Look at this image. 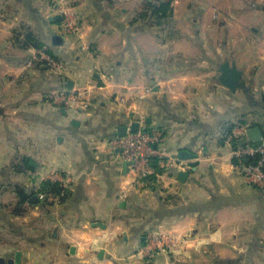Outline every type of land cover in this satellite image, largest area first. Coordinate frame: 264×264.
<instances>
[{
	"label": "crops",
	"instance_id": "0c3cea01",
	"mask_svg": "<svg viewBox=\"0 0 264 264\" xmlns=\"http://www.w3.org/2000/svg\"><path fill=\"white\" fill-rule=\"evenodd\" d=\"M71 1L79 35L60 32L57 0H0V264H264V187L224 139L248 119L264 137V0H181L159 22L142 0ZM223 64L236 87L219 83ZM63 88L88 108L50 102ZM142 118L168 154L194 157L133 185L109 141ZM61 177L66 194L42 198ZM153 233L179 242L143 261Z\"/></svg>",
	"mask_w": 264,
	"mask_h": 264
},
{
	"label": "built area",
	"instance_id": "2783aa9c",
	"mask_svg": "<svg viewBox=\"0 0 264 264\" xmlns=\"http://www.w3.org/2000/svg\"><path fill=\"white\" fill-rule=\"evenodd\" d=\"M130 1V0H123ZM181 0H170L171 5L179 3ZM71 0H57V10L61 15L60 32L64 35H79L82 31V24L77 12L71 5ZM40 57L45 64L58 69L60 64L45 52H40ZM84 89H60L50 95V102L58 106L71 107L78 103L82 108H88L90 102L86 98ZM117 103H122V99L117 97ZM143 118L138 120L139 125L143 124ZM131 122L125 126L126 132L123 136L116 135L110 139L109 144L112 150L116 151L119 161L127 162L128 171L133 179L132 184H141L146 177L155 176L157 179L170 169H178L184 166L182 160L168 154L165 146V137L161 131L156 129L143 130L135 132L130 130ZM246 125L233 127L225 136V141L231 147L233 158L238 160L235 165L244 181L255 187H264V137L260 142L254 143L244 139ZM234 143V144H233ZM153 158H157V164L162 172H155L152 166ZM70 180L63 178L58 182L62 187L60 193H46L42 196L44 199L57 201L58 198L65 195V190L69 188ZM126 191L121 193L124 197ZM178 239L166 233H153L145 238V243L141 247L139 254L147 257L148 260L155 259L158 255L174 251L178 244Z\"/></svg>",
	"mask_w": 264,
	"mask_h": 264
},
{
	"label": "water",
	"instance_id": "95a60500",
	"mask_svg": "<svg viewBox=\"0 0 264 264\" xmlns=\"http://www.w3.org/2000/svg\"><path fill=\"white\" fill-rule=\"evenodd\" d=\"M54 18L60 21L62 17L59 14V15H56ZM240 77H241V72L234 65L229 66L228 64H223L220 68V75L218 77V81L221 85H223L227 88H234V87H236ZM72 123H74V121H72ZM138 129H139V123L138 122H132L130 125V130L135 132ZM125 132H126L125 127H119L117 130V135L123 136V135H125ZM262 138H263L262 131H261L260 127L257 125L248 127L245 131V139L247 141L257 143V142H260L262 140ZM193 157H194L193 154H190L184 150H180L177 153V158L179 160H185L187 158H193ZM127 165H128L127 162L123 163L124 170H126ZM187 174H188L187 172L179 171L178 177H179L180 181H183L184 178L187 176ZM35 200H37L36 197H33L31 199V201H35ZM148 264H174V263L173 262L154 263L153 261H151Z\"/></svg>",
	"mask_w": 264,
	"mask_h": 264
},
{
	"label": "trees",
	"instance_id": "16d2710c",
	"mask_svg": "<svg viewBox=\"0 0 264 264\" xmlns=\"http://www.w3.org/2000/svg\"><path fill=\"white\" fill-rule=\"evenodd\" d=\"M143 9L142 12L143 15H151L152 19L156 20V22L162 21L165 18L170 16L171 7H170V0H143ZM36 45V44H35ZM232 129V126H228L227 132H229ZM158 159L153 158L152 160V166L155 168V172L160 173L162 172V169L157 164ZM232 162L236 165L238 163V160L236 158H232ZM155 176H149L146 177L144 180H154ZM60 187L57 183H53L51 181H43L41 184V188L38 190L39 192L44 193H53L58 194L60 193ZM16 192L19 196V205L20 203H23L28 200L30 195L25 192V189L17 188ZM19 205H16V208L14 209L15 212H20L21 209L18 208Z\"/></svg>",
	"mask_w": 264,
	"mask_h": 264
},
{
	"label": "rangeland",
	"instance_id": "374dc122",
	"mask_svg": "<svg viewBox=\"0 0 264 264\" xmlns=\"http://www.w3.org/2000/svg\"><path fill=\"white\" fill-rule=\"evenodd\" d=\"M142 1H143V0H142ZM42 61H44V60H42ZM54 105H55V104H54ZM55 106H58V105H55ZM58 107H59V106H58ZM249 121H250L249 119H248V121H245V120H239V122L230 123L229 125L232 126V128L235 127V126H238V125H246V126H248L247 124L250 123ZM227 133H228V132H227ZM227 133H226V134H227ZM225 136H226V135H225ZM224 139H225V137H224ZM69 185H70V183H69ZM59 187L62 189L61 186H59ZM66 192H67V191L65 190V194H66ZM142 260H143V261H146V260H148V259H147V257H142ZM150 261H151V259H150Z\"/></svg>",
	"mask_w": 264,
	"mask_h": 264
}]
</instances>
